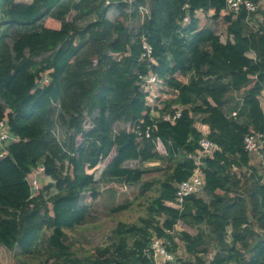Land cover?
<instances>
[{
	"label": "trees",
	"instance_id": "trees-1",
	"mask_svg": "<svg viewBox=\"0 0 264 264\" xmlns=\"http://www.w3.org/2000/svg\"><path fill=\"white\" fill-rule=\"evenodd\" d=\"M129 1L0 0V20L9 9V28L0 37V119L9 109L10 131L20 138L0 160V246L26 257L43 255L40 264H156L146 251L154 237H163L176 253L168 264H264V177L245 148L249 134H264V11L231 13L226 0ZM185 5L191 22L182 27ZM112 7L119 13L114 22L107 18ZM140 7L150 12L143 23ZM203 13L222 20L226 31L206 28ZM251 22L257 28L247 33ZM143 38L157 66L140 63ZM47 71L50 82L40 87L37 80ZM150 71L173 94L160 114L183 107L174 124L156 118L146 103L138 82ZM236 110L238 117H230ZM197 117L220 147L201 162L204 190L213 198L189 196L181 209L173 203L174 184L196 169L188 155L202 139ZM59 126L62 142L54 133ZM132 127H150L151 138L138 142ZM158 139L167 155L155 151ZM164 160L172 164L136 167ZM40 165L46 184L31 198L27 177ZM163 170L168 178L146 220L120 223L118 240L97 248L90 260L74 255L66 231L87 220L103 177L136 185ZM153 186L143 184L141 193ZM179 223L210 232L171 236Z\"/></svg>",
	"mask_w": 264,
	"mask_h": 264
},
{
	"label": "rangeland",
	"instance_id": "rangeland-1",
	"mask_svg": "<svg viewBox=\"0 0 264 264\" xmlns=\"http://www.w3.org/2000/svg\"><path fill=\"white\" fill-rule=\"evenodd\" d=\"M259 9L260 11H264V0H261ZM8 10V8L5 9L0 20V37L6 35L9 28V18L7 17ZM113 16L115 17V14H112V17ZM262 16L261 13H258L256 14V19L262 21ZM201 18V20H203L202 24H204L206 28H212L216 34H222L226 31V24L222 20L214 22L211 19L210 14L206 15L204 13ZM111 20L115 21L112 18ZM246 26L247 33L254 28H257L253 22L249 25L246 24ZM166 91L164 93H166ZM243 93L244 92H240L236 94V98L240 99L243 96ZM171 96H173V94L167 93L166 99ZM260 101L264 110V92L260 97ZM237 102L239 107H241L242 103L239 100H237ZM161 103H165V100L161 101ZM153 104H156V100ZM154 116L158 117V114L154 113ZM197 121L200 122L198 119ZM59 128L60 132L63 133L65 129H63L62 126H59ZM61 133L60 136H62ZM160 153L165 155L166 151L163 147L160 148ZM171 164L172 163L168 160L146 164L145 166L143 163L139 162L136 164V167L144 170L157 165H162V167L165 168ZM250 165L264 177V149L260 151L259 156L251 155ZM43 177L45 178L44 174L39 175V178H41L42 189L46 184V180ZM167 178L168 173L164 172V170L162 172L144 175L140 183L136 185H124L116 181L108 182L106 177H103L101 182L96 185L97 197L88 202L89 216L87 220L76 229L66 231V242L71 245V250L74 252V255L81 259L90 260L97 248L106 247L118 240L117 237L115 238L114 233L119 231L118 226L120 223H124L127 226L139 225L142 223L143 219L146 220L149 216L148 206L158 195L160 183ZM148 182L154 184L153 188L141 193L140 187ZM204 191L198 197L209 202L213 196L210 194L207 195V192ZM183 231L195 235L199 232V228L196 227L195 229H191L190 227L179 223L174 231L175 236H179ZM178 255L184 260L194 261L193 256H187V254L182 253V251L178 252ZM44 259V256L40 254L26 257L23 256L18 249L11 251L0 246V264H40ZM49 264H53V262L51 261Z\"/></svg>",
	"mask_w": 264,
	"mask_h": 264
},
{
	"label": "built area",
	"instance_id": "built-area-1",
	"mask_svg": "<svg viewBox=\"0 0 264 264\" xmlns=\"http://www.w3.org/2000/svg\"><path fill=\"white\" fill-rule=\"evenodd\" d=\"M129 2L131 3L132 0H130ZM260 2L254 3L253 1L250 0H226V5H227V10L231 13L239 14L243 8H245L249 13H256L260 8ZM109 3L110 1H108L106 5ZM184 9L186 10V15L181 23L182 27H186L191 22V15L189 14V5H185ZM112 14H115V17L114 16L112 17ZM118 15L119 13L117 9L112 7L107 13V18L110 20L111 18L115 19ZM140 15H141L140 22L143 23L145 17L150 16L149 9L147 7H140ZM143 40H144L143 52L139 60L140 63L148 62L151 63L152 65L157 66L158 62L153 57L152 45L149 42H147L145 38H143ZM51 72L52 71L45 72L42 75V78L37 80V85H39L40 87H44L48 85L50 82L49 74ZM138 83L141 85L144 92L147 93L148 95L146 98V103L150 108H152L153 115L154 113L158 114V117L156 118H160L163 121H170L172 122V124H174L175 121L178 118H180L181 112L183 110V107L180 106L172 107V111H174V113L170 111L164 115L162 114L163 116L160 114V111H162L164 108V103H161V101L167 100L166 99L167 93H164L167 90V86L161 78H159L155 73L150 71L146 75H139ZM155 100H156V104L154 105L153 103ZM9 112L10 110L6 109L5 116L2 119H0V160L6 158L9 155L10 145L20 142V138L12 135L10 131L9 123H8ZM198 117L197 119L200 122H198L196 119L195 127L197 131L202 134V139L199 142L198 150L194 154L188 155V159H191L195 162L196 169L193 175L188 180L174 184V187L176 189V199L174 200L173 203L176 206L180 207L181 209L184 208L185 201L189 196L192 195L199 196L204 191L206 180H205V175L201 170L202 158L204 156H212L220 151V147L215 142L211 141L208 138V135L210 133V127L204 124ZM230 117L237 118L238 110L233 111ZM129 131L137 135L138 142L142 141V139L151 138L150 127H147L144 132L137 127L136 128L132 127L130 128ZM59 132H60V128L58 127L57 130L54 131L55 138L58 141L62 142L63 133L60 132L62 134V136H60ZM117 133L118 132L115 131V134ZM155 147H156L155 151L157 152H160L161 147L165 149L162 141L159 139L155 141ZM245 148L250 155L259 156L260 151L264 149V134H257V135L249 134L245 138ZM165 155L167 154L165 153ZM139 162L140 161L136 162V164H138ZM146 164H151V163H145L143 165L145 166ZM235 170L237 169L235 168ZM40 174H45V167L43 165H40L27 177V181L31 186V198L36 196L42 189V183L40 181L41 178H39ZM174 231L169 232V234L171 236H175ZM170 246H171V242L169 240L163 237H154L151 240L150 248L146 251V254L148 258L154 259L156 264H168L174 261L176 257V253H172L169 251L168 248Z\"/></svg>",
	"mask_w": 264,
	"mask_h": 264
},
{
	"label": "crops",
	"instance_id": "crops-1",
	"mask_svg": "<svg viewBox=\"0 0 264 264\" xmlns=\"http://www.w3.org/2000/svg\"><path fill=\"white\" fill-rule=\"evenodd\" d=\"M205 192V191H204ZM207 195L209 194V193H206ZM201 198V197H200ZM203 199V198H202ZM204 201L206 202V200L204 199ZM200 231H202V232H204V233H207L208 232V234H209V232H210V230L206 227V226H200L199 227V232ZM199 232H197V233H199ZM196 233V234H197ZM191 234V233H190ZM186 254V253H185ZM188 256V255H187ZM186 257V256H185Z\"/></svg>",
	"mask_w": 264,
	"mask_h": 264
}]
</instances>
